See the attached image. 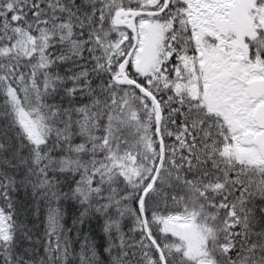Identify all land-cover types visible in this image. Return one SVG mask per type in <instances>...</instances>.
I'll use <instances>...</instances> for the list:
<instances>
[{"label": "snow or ice", "instance_id": "6c2138e0", "mask_svg": "<svg viewBox=\"0 0 264 264\" xmlns=\"http://www.w3.org/2000/svg\"><path fill=\"white\" fill-rule=\"evenodd\" d=\"M0 264H264V0H0Z\"/></svg>", "mask_w": 264, "mask_h": 264}]
</instances>
